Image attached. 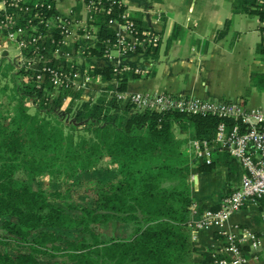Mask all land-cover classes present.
Listing matches in <instances>:
<instances>
[{
	"label": "trees",
	"instance_id": "trees-1",
	"mask_svg": "<svg viewBox=\"0 0 264 264\" xmlns=\"http://www.w3.org/2000/svg\"><path fill=\"white\" fill-rule=\"evenodd\" d=\"M79 9L78 2L74 11ZM232 9L264 21V0H235ZM110 15L99 13L95 22L101 25ZM228 26L226 20L217 39ZM110 36L101 27L89 54L102 56L101 39ZM257 51L264 52V38ZM100 72L103 79L118 80L120 91L135 77ZM15 75L10 67L0 69V264H213L211 252L190 241L189 207L191 175L210 171L214 160L199 159L191 167L182 146L188 139L212 141L218 117L134 110L109 95L111 87L95 100H81L80 93L54 90L48 83L36 89ZM257 76L253 73L252 80ZM175 129L188 131V137L176 138ZM103 164L111 178L93 181L84 203L67 202V184ZM41 177L61 182L63 190L33 188ZM110 222L129 224L131 230L126 237L104 239L96 226Z\"/></svg>",
	"mask_w": 264,
	"mask_h": 264
},
{
	"label": "built area",
	"instance_id": "built-area-1",
	"mask_svg": "<svg viewBox=\"0 0 264 264\" xmlns=\"http://www.w3.org/2000/svg\"><path fill=\"white\" fill-rule=\"evenodd\" d=\"M78 2L77 13L72 8L62 14L57 9L58 0H0V53L7 57L9 49L13 51L12 66L17 82L27 81L36 89L48 83L54 90L71 93L88 89L92 75L82 71L72 60L69 44L77 42L78 52L91 56L89 50L98 43L101 27L111 31V36L101 39L100 43L102 57L108 62H113L116 56L148 53L160 44L162 36L153 27L161 20L159 14L149 25L138 26L125 9L116 12L123 5L121 0ZM99 13H115V16H108L100 25L95 22ZM259 27L264 33V21H259ZM126 68L143 73L137 68L116 65L111 71L116 76ZM111 85L108 94L128 103L134 110L213 115L221 120L212 141L190 140L188 148L197 159L208 164L213 148L223 147L229 157L242 166L244 174L239 185L221 199L219 208L198 212L192 203L189 210L194 219L189 226L193 233L216 228L225 237L222 247L210 251L213 264H245L248 260L242 252V242L257 251L260 239L247 230L242 234L244 238H239L234 232L226 233L224 227L230 215L244 203L264 196V110L247 108L239 100L202 99L168 92H126L117 89L116 80H112ZM69 100L67 95L61 108Z\"/></svg>",
	"mask_w": 264,
	"mask_h": 264
},
{
	"label": "crops",
	"instance_id": "crops-1",
	"mask_svg": "<svg viewBox=\"0 0 264 264\" xmlns=\"http://www.w3.org/2000/svg\"><path fill=\"white\" fill-rule=\"evenodd\" d=\"M234 1L121 0L129 16L139 20L141 26L149 25L158 14L161 16L160 22L153 25L162 36L160 44L154 51L125 57L114 56V61L108 62L102 56L80 54L77 42L70 43L72 60L82 71L92 75L88 89L79 92L80 99L95 100L107 87H111L115 79H103L104 73L100 71L105 69L111 73L112 66L116 65L143 71L137 74L127 68L120 70L118 75L135 76L127 80L124 88L126 92H168L202 99L239 100L247 108L264 110V107L247 101L245 96L248 87L241 94L242 87L252 81L253 73H257L254 66L258 67L260 61L253 57V52L264 35L259 21L253 22L252 15L233 12ZM77 4L78 0H58L57 9L67 14ZM226 20L229 21L227 32L217 39L216 35ZM245 36L247 39L242 43ZM242 53L248 54L247 59ZM0 57H3L2 53ZM228 77L239 78L242 85L233 100L224 97V91L220 89V84ZM116 81L118 86L119 82ZM174 133L178 139H185L189 135L188 131L182 129H175ZM189 141L182 146V153L188 157V164L192 167L200 160L188 148ZM211 158L214 165L210 171L198 172L190 177L191 196L195 205L219 207L221 199L239 185L244 174L242 166L236 160H230L223 147L214 150ZM263 217L264 196L244 203L230 215L224 227L226 233L234 232L239 238H244L242 234L247 230L260 239L257 251L242 242V249L245 248V252H242L248 260L245 264H264ZM189 228L191 243L206 251L218 250L225 243V237L216 228L194 233Z\"/></svg>",
	"mask_w": 264,
	"mask_h": 264
},
{
	"label": "rangeland",
	"instance_id": "rangeland-1",
	"mask_svg": "<svg viewBox=\"0 0 264 264\" xmlns=\"http://www.w3.org/2000/svg\"><path fill=\"white\" fill-rule=\"evenodd\" d=\"M252 20L253 22L257 23V20L259 21L257 15L252 14ZM263 33V31H261ZM264 34V33H263ZM247 39V36H245L242 39V43L245 42ZM244 54V59H247L248 54ZM7 57H0V69L7 67L13 70L12 66V58H13V51L9 49V53L5 54ZM253 57L258 59L260 61L259 66L255 67L254 69L257 70L258 76L257 78H253V80L250 83H246L242 88V93H245V89L248 87L249 90L246 93L247 96L246 99L249 103L252 105H259L261 107H264V52L260 53L259 51L255 50L253 52ZM2 67V68H1ZM243 81V79H242ZM241 81H239V78L231 79L228 77L224 83L220 84V89L224 92V97H228L229 99L233 100L236 97L237 90L239 88ZM75 93H79L78 91ZM99 96V95H98ZM112 173L109 168H107L106 164H103L102 167H100L97 170L86 172L78 175L75 179L70 181L67 185L71 187L70 190V199L67 200V202H70L72 204H82L87 200V188L90 186V184L95 180H106L111 178ZM33 188H39L44 189L48 191H55V190H63L64 185L62 186V183H54L50 180H48L45 177H41L36 179L31 183ZM59 204H64L63 201H59ZM131 229V225L129 224H120L116 222H110L106 225H98L96 226V231L100 234V236L104 239H107L109 237H126L128 235V232ZM64 235L70 238H74L77 236V233L75 231H63ZM42 261H52L48 258H41Z\"/></svg>",
	"mask_w": 264,
	"mask_h": 264
}]
</instances>
